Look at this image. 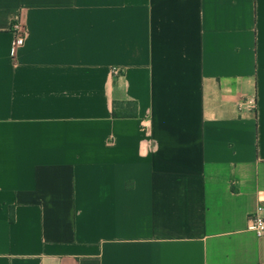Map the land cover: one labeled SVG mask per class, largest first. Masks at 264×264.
I'll use <instances>...</instances> for the list:
<instances>
[{"label":"crops","instance_id":"crops-1","mask_svg":"<svg viewBox=\"0 0 264 264\" xmlns=\"http://www.w3.org/2000/svg\"><path fill=\"white\" fill-rule=\"evenodd\" d=\"M259 205L264 0H0V264H264Z\"/></svg>","mask_w":264,"mask_h":264},{"label":"built area","instance_id":"built-area-1","mask_svg":"<svg viewBox=\"0 0 264 264\" xmlns=\"http://www.w3.org/2000/svg\"><path fill=\"white\" fill-rule=\"evenodd\" d=\"M13 34L15 39L11 44L10 55L12 60H15L17 57L18 51L24 47L26 43V38L28 35V30L20 22H17L13 26ZM114 75H119L120 70L114 69ZM249 231L253 232L257 237H264V206L259 205L253 214L252 218L249 221L248 225Z\"/></svg>","mask_w":264,"mask_h":264},{"label":"trees","instance_id":"trees-1","mask_svg":"<svg viewBox=\"0 0 264 264\" xmlns=\"http://www.w3.org/2000/svg\"><path fill=\"white\" fill-rule=\"evenodd\" d=\"M115 116H116V118H118L119 115L116 113ZM130 116H131V115H130ZM132 116H133V115H132Z\"/></svg>","mask_w":264,"mask_h":264}]
</instances>
